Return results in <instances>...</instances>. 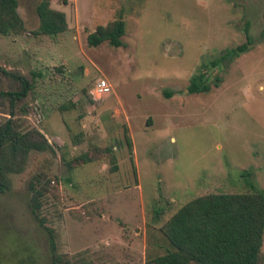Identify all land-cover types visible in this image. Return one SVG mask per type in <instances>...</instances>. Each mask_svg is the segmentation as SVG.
<instances>
[{
    "label": "rangeland",
    "instance_id": "1",
    "mask_svg": "<svg viewBox=\"0 0 264 264\" xmlns=\"http://www.w3.org/2000/svg\"><path fill=\"white\" fill-rule=\"evenodd\" d=\"M64 1L52 7L66 13L65 32L36 34L40 0H19L25 31L0 35V65L42 73L25 118L55 148L31 152L0 193V264H52L48 232L30 207L37 173L58 188L42 213L74 264H147L167 247L161 226L188 201L264 192V0ZM119 16L122 46L88 43ZM247 22L252 48L208 69L218 87L190 93L203 64L246 40ZM99 78L113 91L94 99ZM106 148L112 153L70 168Z\"/></svg>",
    "mask_w": 264,
    "mask_h": 264
},
{
    "label": "trees",
    "instance_id": "2",
    "mask_svg": "<svg viewBox=\"0 0 264 264\" xmlns=\"http://www.w3.org/2000/svg\"><path fill=\"white\" fill-rule=\"evenodd\" d=\"M66 3V0L64 1ZM40 20L36 34L55 37L68 30L65 12L52 7V0H40L37 5ZM25 21L19 13V0H0V35L19 34L25 31ZM126 32L123 16L106 25H99L88 35V43L99 46L105 42L113 47L123 45ZM246 40L226 50L221 56L202 65V70L191 78L190 93L208 92L218 87L221 79L210 82L208 69L224 62L233 63L254 45L250 22L245 26ZM42 73H24L0 65V193L12 189V174L25 170L33 151H55L54 145L38 127L29 126V97ZM172 96V92H165ZM130 149L132 138L126 135ZM112 153L111 148L85 152L69 162L71 169L94 161L102 152ZM133 155V152L131 151ZM112 154V160L115 161ZM133 159V158H132ZM115 164L113 169H116ZM53 179L45 173H37L29 182L30 207L49 236L52 264H74L67 253L62 252L56 230L47 225L42 213L47 193L58 192L50 184ZM71 182V178L67 179ZM255 187V186H252ZM167 247L147 261V264H260L264 242V192L251 190L235 193H210L193 198L180 207L162 226Z\"/></svg>",
    "mask_w": 264,
    "mask_h": 264
},
{
    "label": "built area",
    "instance_id": "3",
    "mask_svg": "<svg viewBox=\"0 0 264 264\" xmlns=\"http://www.w3.org/2000/svg\"><path fill=\"white\" fill-rule=\"evenodd\" d=\"M112 91V84L106 78H99L93 86L92 96L94 99H100Z\"/></svg>",
    "mask_w": 264,
    "mask_h": 264
}]
</instances>
